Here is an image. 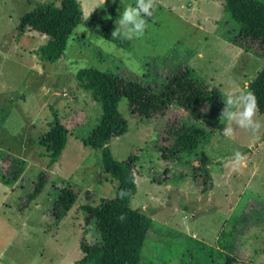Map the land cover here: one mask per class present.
Here are the masks:
<instances>
[{
    "label": "rangeland",
    "instance_id": "374dc122",
    "mask_svg": "<svg viewBox=\"0 0 264 264\" xmlns=\"http://www.w3.org/2000/svg\"><path fill=\"white\" fill-rule=\"evenodd\" d=\"M57 1L0 0V264H80V242L93 243L82 207L114 197L115 182L101 172L99 151L82 145L97 124L100 106L76 87L75 72H110L157 94L178 68L188 66L228 97L243 92L262 67L241 49L224 47L220 35L230 25H223L228 19L217 0H155L152 16L144 17V34L132 39L122 35L129 50L102 39L93 25L107 19L114 6L118 30L124 8L136 0H77L83 23L72 31L63 56L40 61L38 49L45 38L32 32L17 37L18 21L36 6ZM116 109L127 131L110 139L107 148L116 161L134 155L136 190L129 206L151 219L149 236L162 245L156 247L158 261L180 264L182 246L172 236L181 233L204 246L223 248L222 254L236 257L232 264H264V115L254 117L261 127L253 134L227 120L219 130L222 125L209 126L177 108L148 120L135 118L124 98ZM54 117L68 135L57 162L48 168L37 141ZM173 118L211 132L197 161L160 158L159 134ZM227 126L232 137L223 134ZM235 151L247 157L238 171L231 164ZM7 158L22 160V173L5 185L1 174ZM39 172L45 174V185L22 209ZM64 189L76 199L65 215L55 218L54 201ZM151 255L147 241L140 264H162Z\"/></svg>",
    "mask_w": 264,
    "mask_h": 264
},
{
    "label": "trees",
    "instance_id": "16d2710c",
    "mask_svg": "<svg viewBox=\"0 0 264 264\" xmlns=\"http://www.w3.org/2000/svg\"><path fill=\"white\" fill-rule=\"evenodd\" d=\"M217 1L221 3L223 13L228 19L223 25H230L220 37L262 62L261 69L247 84L245 93L251 92L256 97L257 114L264 115V0ZM114 22L113 6L109 17L99 19L93 27L105 41L129 50L122 34L112 35L117 31ZM80 23L83 22L79 2L58 0L57 5L41 4L21 16L17 25V37L26 32L43 36L45 43L38 49L37 56L40 61L55 62L63 56L68 38ZM73 77L76 87L86 92L100 106L97 124L82 141V145L99 151L101 172L115 182L112 199L101 200L96 207H82L86 222L91 227L93 243L88 245L80 242L79 248L84 256L79 263L140 264L142 250L147 241L151 244V256H156L159 252L156 247L161 248L162 245L157 237L149 236L151 219L129 206L136 190L132 166L134 155L128 156L124 161H116L107 148L110 139L127 131V123L116 109L118 101L124 98L129 114L135 118L148 120L164 116L170 108H177L209 126L219 127L226 121L221 118V113L227 97L188 66L178 68L157 94L151 93L149 87L110 72L83 68L75 72ZM67 135L65 126L54 117L37 141L38 147L43 149L47 158L48 168L57 162L66 144ZM210 139L209 130L181 121V118H173L160 131L157 150L162 160L197 161L199 149L208 145ZM21 173L22 160L7 158L1 180L8 185L16 181ZM45 181L44 172H39L32 190L22 203V209L41 193ZM122 190L127 193L123 198L120 197ZM75 199L70 189L61 190L54 201L55 218L65 215L72 208ZM121 214L125 217L123 220L119 219ZM173 238L175 243L182 246L180 264H232L236 261V257L222 254L221 247L204 246L181 233L174 234ZM158 262L164 264V261Z\"/></svg>",
    "mask_w": 264,
    "mask_h": 264
},
{
    "label": "clouds",
    "instance_id": "9594fccd",
    "mask_svg": "<svg viewBox=\"0 0 264 264\" xmlns=\"http://www.w3.org/2000/svg\"><path fill=\"white\" fill-rule=\"evenodd\" d=\"M155 10V0H136L135 6L128 5L124 8L118 19L119 29L112 33L113 36L122 34L128 39L144 34L147 27L145 16L151 17ZM122 30V33H121ZM258 112L256 97L251 92H240L238 95H229L225 107L221 113V118L228 122H235L239 128L250 130L256 134L261 124L254 117ZM227 137H232L233 129L227 126L223 133ZM247 157L239 151H235L231 160L232 170L238 171L241 166H246ZM127 193L123 190L120 197L123 198ZM123 214L119 219L123 220Z\"/></svg>",
    "mask_w": 264,
    "mask_h": 264
},
{
    "label": "crops",
    "instance_id": "0c3cea01",
    "mask_svg": "<svg viewBox=\"0 0 264 264\" xmlns=\"http://www.w3.org/2000/svg\"><path fill=\"white\" fill-rule=\"evenodd\" d=\"M224 47H231V49H234V48H233L234 46L228 44L226 41H224ZM246 87H247V85H245V87H244V90H243L244 93H245V91H246ZM183 113H184V112H183ZM223 129H224V123L222 124V127L219 128V130H223ZM208 144H209V143H208ZM206 146H208V145H206ZM212 190H213V185H209V186L206 187L204 193H206V195H208V197H209V196L212 195ZM221 198L224 199V192L222 193ZM207 199H208V198H207ZM210 201H211V199H210ZM212 209H215V207L212 206ZM191 237H192V236H191Z\"/></svg>",
    "mask_w": 264,
    "mask_h": 264
}]
</instances>
